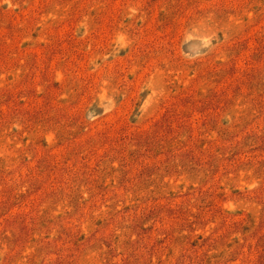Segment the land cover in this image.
I'll use <instances>...</instances> for the list:
<instances>
[{"label": "rangeland", "instance_id": "rangeland-1", "mask_svg": "<svg viewBox=\"0 0 264 264\" xmlns=\"http://www.w3.org/2000/svg\"><path fill=\"white\" fill-rule=\"evenodd\" d=\"M0 264H264V0H0Z\"/></svg>", "mask_w": 264, "mask_h": 264}]
</instances>
